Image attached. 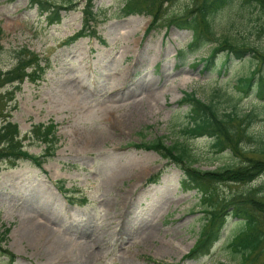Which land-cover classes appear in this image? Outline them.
<instances>
[{
  "label": "rangeland",
  "instance_id": "obj_1",
  "mask_svg": "<svg viewBox=\"0 0 264 264\" xmlns=\"http://www.w3.org/2000/svg\"><path fill=\"white\" fill-rule=\"evenodd\" d=\"M44 1L66 7L58 24L48 26L46 15L28 0H0V72L12 69L22 51L36 54L43 70L36 82L0 89V123L6 118L17 125L32 155L44 153L26 136L32 126L54 123L59 138L54 158L41 169L28 161L2 164L0 227L10 228L5 248L16 256L14 264H237L239 257L227 249L242 227L233 219L208 257L185 259L205 223L200 195L181 190L183 175L173 163L132 145L183 141L194 167L203 171L239 164L229 151L215 154L208 138L185 139L179 129L186 108L178 103L184 92L204 102L213 97L220 112L254 113L248 129L264 136V101L235 86L253 63L233 59L219 74V53L215 67L205 71L201 60L210 45L189 51L191 32L174 26L145 37L151 17H123L128 0H95L96 37L70 43L81 29L85 1ZM200 1H164L163 15H183ZM258 14L264 24V12L252 16ZM218 25L224 27L223 19ZM258 27L240 30L237 37L264 51V29ZM252 145L242 144L247 151ZM260 185L264 174L251 184H221L219 190L228 196ZM32 223L52 234L48 243L28 241Z\"/></svg>",
  "mask_w": 264,
  "mask_h": 264
},
{
  "label": "trees",
  "instance_id": "obj_2",
  "mask_svg": "<svg viewBox=\"0 0 264 264\" xmlns=\"http://www.w3.org/2000/svg\"><path fill=\"white\" fill-rule=\"evenodd\" d=\"M28 1L30 6L36 5L41 14H49L46 18L48 25L60 21L59 12L65 7L55 8L44 0ZM94 1L85 0L82 27L69 39L70 42L79 38L96 37L97 15L93 10ZM164 1L168 0H128L121 13L123 17L149 15L151 21L145 31L146 36L163 26H174L191 32L189 51L210 45L209 56L201 60L205 63V71L215 67L214 59L219 53L224 56L219 74L231 60L249 59L254 65L253 69L247 75L238 77L235 86L244 96L253 94L256 99L264 101V51H259L237 37L240 30L254 25L264 29L260 14L252 16L257 11L264 12V0H201L185 14L167 17L163 15ZM236 4L240 6L237 13L230 15ZM218 17L223 19L224 27L218 25ZM2 36L3 31L0 29V53L3 50ZM17 54L15 66L5 73L0 72V89L7 84H16L15 89H18L24 80L36 82L43 72L36 54L30 51ZM213 93L215 98L220 97L217 91ZM178 106L186 108L185 123L179 129L185 139L208 138L215 154L229 151L240 160L236 165L203 171L194 167L196 160L183 141L166 145L163 138H157L150 143L132 145L136 149L153 151L162 159L173 163L183 175L181 190L196 191L200 195L199 204L205 214V223L186 259L199 262L208 257L220 241L228 221L233 219L242 223V227L229 241L227 249L239 257L237 264H264L259 262L264 258V186L228 196H224L219 190L221 184H251L264 174V136L248 129L257 116L252 112L238 115L234 110L220 112L213 97L209 102H204L194 92H184ZM0 116H3L1 103ZM56 133L54 123L32 126L27 138L36 139L44 147L42 155H32L22 145L18 126L4 118L0 123V171L3 162L14 167L18 161H28L41 169L47 160L55 156L59 144ZM244 141L253 144L250 150L247 151L242 146ZM8 233L9 229L0 228V260L4 264H13L14 254L4 248Z\"/></svg>",
  "mask_w": 264,
  "mask_h": 264
},
{
  "label": "bare ground",
  "instance_id": "obj_3",
  "mask_svg": "<svg viewBox=\"0 0 264 264\" xmlns=\"http://www.w3.org/2000/svg\"><path fill=\"white\" fill-rule=\"evenodd\" d=\"M33 229L32 228H28L27 232L25 233V235L27 236L26 238H28V241H31L32 243H34L37 239L43 240V245H45V243H48L50 241L51 238V233L48 232V230L46 228H43L42 230H40L41 226L38 224H33ZM40 231V233L38 234V232ZM51 234V235H50ZM41 235V236H40ZM151 232H149L146 235V238H151Z\"/></svg>",
  "mask_w": 264,
  "mask_h": 264
}]
</instances>
